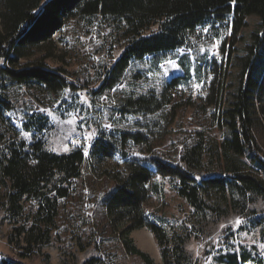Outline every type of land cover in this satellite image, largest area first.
<instances>
[{
  "label": "rangeland",
  "instance_id": "obj_1",
  "mask_svg": "<svg viewBox=\"0 0 264 264\" xmlns=\"http://www.w3.org/2000/svg\"><path fill=\"white\" fill-rule=\"evenodd\" d=\"M231 23V15L222 22L211 20L190 33L183 47L132 59L116 73L112 69L128 40L124 23L98 15L66 16L61 29L40 52L19 62V66L44 62L71 86L50 93L34 84L0 82V162L3 152L17 140L29 145L39 139L55 154L81 149L86 160L81 176L64 184L66 198L48 194L56 202L52 218L39 211V202L33 197L23 198L21 211L13 215L8 202L13 193L11 183L0 176V264H82L91 258L97 259V264H145L125 249L126 239L154 264H163L153 235L146 228L125 234L127 218L118 221L110 217L107 200L127 164L144 166L146 160L158 159L177 166L182 164L183 151L195 144L199 135L208 141H222L221 112L237 88L243 64L252 58L247 48L254 35L260 36L264 30L254 15L245 19L238 32H233ZM263 45L255 49L264 53ZM260 61L264 56L256 61L259 76L253 77L257 91L252 136L258 156L264 158V68L259 67ZM137 98L158 102V107L146 111L129 105ZM69 119L73 123H67ZM25 122L30 132L23 131ZM127 132L138 140L124 139ZM96 140L109 144L113 156L103 161L92 159L90 151ZM206 162L193 172L197 181L230 177L222 165ZM157 180L164 195L159 199L149 196L145 211L162 224L172 247L179 244L185 249L190 264H225L220 258L241 253L251 257L243 264L264 260V248L260 247L264 244V199L248 193L223 197L211 192L192 207L177 195L168 178ZM237 218L242 223L237 225ZM33 225L32 234H39V228L41 234L45 232V240L25 250V231Z\"/></svg>",
  "mask_w": 264,
  "mask_h": 264
},
{
  "label": "trees",
  "instance_id": "obj_2",
  "mask_svg": "<svg viewBox=\"0 0 264 264\" xmlns=\"http://www.w3.org/2000/svg\"><path fill=\"white\" fill-rule=\"evenodd\" d=\"M74 15L111 17L124 23L128 40L112 69L119 73L132 59L183 47L190 33L211 20L222 22L231 15L232 30L238 32L244 27L245 19L254 15L259 20V27L264 28V0H0V82L34 84L50 93L71 86L64 77L44 66V62H25L29 64L23 66H19V62L29 59L35 51L40 52L52 34L61 29L63 19ZM254 39L247 48L252 58L243 64L247 67H243L237 88L230 94L228 106L221 112L222 141H208L199 135L195 144L183 151L181 165L172 166L158 159L146 160L144 166L127 164L125 174L115 179V191L107 200V214L118 221L127 218L129 224L125 234L133 229L146 228L159 247L163 264L191 262L185 249L179 244L172 247L162 224L153 221L145 211L149 196L159 199L164 195L157 178H168L177 195L192 207L201 203L203 194L211 192L223 197L229 193L243 197L248 193L264 199V158L258 156L252 136L256 121L253 101L257 91V82L253 77L259 76L256 74V61L264 56L261 50L258 52L255 48L263 45L264 30L260 36L254 35ZM260 66L264 68V61H260ZM185 73L189 75L188 68H185ZM128 103L146 111L158 107V102L145 98ZM22 129L31 131L27 122L22 124ZM128 138L138 140L129 132L124 134V139ZM113 154V148L101 140H96L90 151L91 158L97 161L110 158ZM85 160L81 149L55 154L45 148L41 139L29 145L17 140L3 152L0 162L1 179L9 181L13 191L8 196L10 212L19 214L21 200L33 197L39 202V211L52 218L56 210L55 199L68 196L64 184L81 176ZM205 160L208 165H222L223 172L230 177L197 181L193 172L201 170ZM248 169H253L260 178ZM51 192L55 194V199L48 196ZM34 229L33 225L25 231V250L34 249L45 240L42 236L45 232L41 234L38 228L39 234L33 235ZM124 245L130 254L139 256L145 264H154L149 255L131 245L129 240L126 239ZM250 259L249 254L241 253L226 254L220 261L243 264ZM82 264H97V259L91 258ZM257 264H264V260H258Z\"/></svg>",
  "mask_w": 264,
  "mask_h": 264
},
{
  "label": "snow or ice",
  "instance_id": "obj_3",
  "mask_svg": "<svg viewBox=\"0 0 264 264\" xmlns=\"http://www.w3.org/2000/svg\"><path fill=\"white\" fill-rule=\"evenodd\" d=\"M204 31L207 32L208 29H204ZM215 46H216L215 44L212 45V47H215ZM201 51H203V48L201 49ZM119 87H123V85H119ZM195 87H199V85H196ZM66 122L69 123V124H71V123H73V119H69V120L66 121ZM108 126L110 127V125H108ZM235 223L238 225V224L242 223V221H241L240 219L237 218L236 221H235ZM221 227H224V226L221 225ZM260 247H261V248H264V244H261Z\"/></svg>",
  "mask_w": 264,
  "mask_h": 264
}]
</instances>
